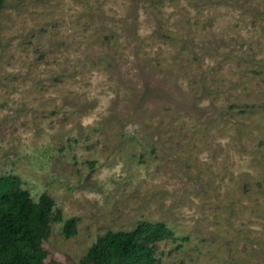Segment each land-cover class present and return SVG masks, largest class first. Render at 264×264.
<instances>
[{"label":"rangeland","instance_id":"obj_1","mask_svg":"<svg viewBox=\"0 0 264 264\" xmlns=\"http://www.w3.org/2000/svg\"><path fill=\"white\" fill-rule=\"evenodd\" d=\"M7 174L60 211L47 264L141 220L154 264H264V0H5Z\"/></svg>","mask_w":264,"mask_h":264},{"label":"trees","instance_id":"obj_2","mask_svg":"<svg viewBox=\"0 0 264 264\" xmlns=\"http://www.w3.org/2000/svg\"><path fill=\"white\" fill-rule=\"evenodd\" d=\"M5 0H0V9ZM53 199L42 193L34 201L17 175L0 176V264H47L48 238L52 220H60ZM76 218L63 222L62 232L70 237ZM173 237L161 221H139L131 230H108L87 248L81 264H154L156 243Z\"/></svg>","mask_w":264,"mask_h":264}]
</instances>
